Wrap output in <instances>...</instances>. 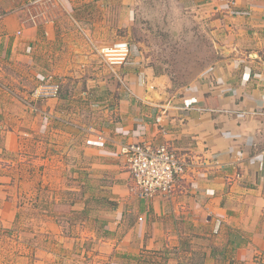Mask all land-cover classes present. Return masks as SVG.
Returning <instances> with one entry per match:
<instances>
[{"label":"crops","instance_id":"obj_1","mask_svg":"<svg viewBox=\"0 0 264 264\" xmlns=\"http://www.w3.org/2000/svg\"><path fill=\"white\" fill-rule=\"evenodd\" d=\"M192 18L208 24L219 57L189 85L163 90L151 54L135 55L134 36L143 22ZM169 26V34L185 29ZM123 43L129 94L84 147L125 161L127 143L167 141L194 164L171 197L139 198L127 168L114 175L117 214L92 263L264 264V0H0V152L20 151L42 128L72 126L68 116L85 108L72 99H86V83H104L94 51ZM29 79L63 83L67 103L15 99ZM17 202L0 183L1 228Z\"/></svg>","mask_w":264,"mask_h":264},{"label":"rangeland","instance_id":"obj_2","mask_svg":"<svg viewBox=\"0 0 264 264\" xmlns=\"http://www.w3.org/2000/svg\"><path fill=\"white\" fill-rule=\"evenodd\" d=\"M163 22L165 26L140 24L141 29L134 36V41L140 43L135 55L151 54L154 72L165 77L157 86L173 91L189 85L209 68L220 51L208 24L202 20ZM168 24L183 25L184 32L169 34L164 30L171 29ZM94 54L101 61L104 83H86V99H72L78 107L80 103L85 105L82 111L76 109L67 115V120H73L72 126L57 127L52 134L42 128L26 138L20 151L10 155L0 152V183L12 186L18 197L12 225L0 227V264H93V255L100 247L99 238L107 232L106 222L116 217L120 194L111 192L112 180L127 165L122 157L98 148L86 149L84 144L90 133L97 134L104 126L118 100L129 94L128 82L121 79L128 70L125 64L107 63L98 51ZM45 83L54 82L38 84L29 79L19 86V93L13 91L11 95L30 105L34 100H47L34 95L35 88ZM63 85L62 88L59 85L57 96H62L60 108L67 103L63 98L67 87ZM101 85L104 88H98ZM45 120L47 116L42 119ZM113 157L117 159L115 162ZM149 199L152 198L145 200Z\"/></svg>","mask_w":264,"mask_h":264},{"label":"built area","instance_id":"obj_3","mask_svg":"<svg viewBox=\"0 0 264 264\" xmlns=\"http://www.w3.org/2000/svg\"><path fill=\"white\" fill-rule=\"evenodd\" d=\"M227 7L235 0H220ZM99 55L111 65H123L129 55L128 44L104 46ZM59 84H41L34 90L37 98H55L59 94ZM125 158L132 188L142 199L156 196L171 197L181 186L192 168L193 157L180 153L171 143L165 141L157 145L146 142L127 143L120 149ZM204 164L198 160L197 164Z\"/></svg>","mask_w":264,"mask_h":264}]
</instances>
